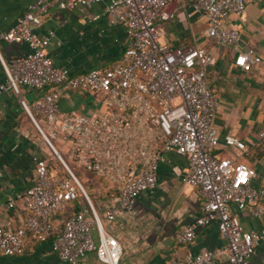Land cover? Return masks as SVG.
<instances>
[{"label": "built area", "instance_id": "obj_1", "mask_svg": "<svg viewBox=\"0 0 264 264\" xmlns=\"http://www.w3.org/2000/svg\"><path fill=\"white\" fill-rule=\"evenodd\" d=\"M180 1L190 9L186 17L192 13L204 17V36L216 48L231 49L234 67L246 72L264 66V60L251 50L240 48L236 26L226 24L229 16L246 20L245 0ZM169 2H58L60 9L68 10L103 5L101 13L92 14L90 20L103 16L107 25L124 27L126 49L109 67L72 72L53 64L46 47L54 31L36 32L51 0H30L13 25L0 32V41L26 47L25 54L14 57L9 65L0 58L5 77L0 95L18 96L20 87L36 93L29 105L21 99L19 104L40 139L35 143L40 154L30 156L31 185L0 200V211H13L20 204L23 213L17 226L11 215L0 220V254L17 255L25 236H30L38 242L49 241L57 264H80L90 252L100 263L118 264L120 244L104 231L102 220L113 221L119 211L132 214L135 200L155 189L158 167L168 163L169 153L186 159L182 182L200 197L197 216L174 235L175 242L186 245L197 228L214 223L226 245L218 253L185 251L163 264H210L219 255L228 264H249L256 247L264 244V226L245 230L239 221L241 213L264 219V172L257 174L233 155L215 154L221 144L239 153L245 145L232 135L219 140L214 123L218 98L206 78L207 69L215 63L214 54L200 46L169 47L160 42L164 34L160 23L174 16ZM71 94L80 99L78 111L61 112L60 100ZM258 138L264 144V126ZM54 141L67 151L68 160L114 188L116 203L102 216ZM55 162L58 170L50 167ZM75 201L76 207L69 209ZM58 213L60 224L54 225Z\"/></svg>", "mask_w": 264, "mask_h": 264}, {"label": "crops", "instance_id": "obj_2", "mask_svg": "<svg viewBox=\"0 0 264 264\" xmlns=\"http://www.w3.org/2000/svg\"><path fill=\"white\" fill-rule=\"evenodd\" d=\"M60 1L68 0H51V6L41 17L36 30L38 34L54 31V37L46 47L53 64L80 72L94 67H109L117 62L126 49L124 27L107 25L103 16L96 21L90 20L92 14L101 13L103 5L68 10L57 6ZM29 2L0 0V32L13 25ZM168 10H173L174 16L160 23L164 30L160 42L169 47L200 46L214 54L215 63L207 69L206 78L218 98L214 123L219 140L222 142L224 135H232L245 145V151L239 153L223 149L221 144L215 154L219 157L233 155L261 175L264 172V144L259 141L258 133L264 126V66H253L246 72L237 69L232 63L234 54L231 49L216 48L213 41L204 36L205 19L202 15L192 13L186 17L190 9L181 6L180 0H170ZM244 15V22L229 16L226 24H233L238 29L242 50H251L259 60H264V0H245ZM25 52L24 44L0 41V58L5 65ZM4 80L0 63V83ZM35 95L25 87L19 88L18 96L10 92L0 95V200L32 183L30 156L35 154V149L24 133V130L29 132L30 129L22 128L21 141H13L12 135L19 133L25 122L29 123L19 100L28 104L27 101L31 103ZM37 150L39 152L38 146ZM167 159L173 163L168 161L158 167L155 189L135 200L132 214L119 211L113 221L102 220L104 231L120 244L118 264H163L170 257L185 251L218 253L226 245L214 223L197 228L193 239L186 245L175 242L174 235L197 216L200 197L194 188L182 182L186 159L174 153H169ZM108 194L94 198L96 204L93 206L100 216L116 203V193ZM20 206L17 204L10 212L0 211V220L11 215L13 226L19 225L23 216ZM61 216L58 213L53 217L54 225L60 224ZM239 221L245 230L264 226V219H252L246 213L239 215ZM92 237L96 241L93 232ZM0 264H57V260L50 250L49 241L38 242L25 236L20 252L11 257L0 254ZM80 264L103 263L90 252L81 258ZM210 264L228 262L219 255ZM249 264H264V244L256 247Z\"/></svg>", "mask_w": 264, "mask_h": 264}, {"label": "rangeland", "instance_id": "obj_3", "mask_svg": "<svg viewBox=\"0 0 264 264\" xmlns=\"http://www.w3.org/2000/svg\"><path fill=\"white\" fill-rule=\"evenodd\" d=\"M79 98L76 96V94H71L70 98L67 100H60L59 104H58V108L61 112H69V111H78V102H79ZM27 103L29 104L30 101H27ZM84 111H81V114ZM28 122H25L23 124V126L20 127V131L17 134H13L12 135V140L13 141H17L18 139L21 141L22 140V128L25 129H30V131L28 132L27 130H24V133L28 132V138H30L31 140L29 141L31 143V146L35 149L33 153L35 154H40L37 150V146L35 145V143L40 142L39 136L36 132V130L33 128L32 124L30 123L29 119ZM32 136H31V135ZM53 145L56 149L60 148V155L63 158V160L67 163V165L69 166V168L71 169V171L74 173L75 177L77 178V180L79 181V183L82 185L83 188L87 189V190H91V192H93L94 189H97L100 185L98 184L96 178H94V176L92 174H90L89 172H87L86 170H84L82 167L74 164L73 162H71L70 160H68L67 158V151L62 149L59 141H54ZM40 148L46 150L44 144L40 145ZM17 152L13 153L16 154ZM47 153L49 154V152L47 151ZM168 161H170L169 163H173L171 162V159ZM95 197L91 196V202L93 203V205H95ZM95 203V204H94Z\"/></svg>", "mask_w": 264, "mask_h": 264}, {"label": "trees", "instance_id": "obj_4", "mask_svg": "<svg viewBox=\"0 0 264 264\" xmlns=\"http://www.w3.org/2000/svg\"><path fill=\"white\" fill-rule=\"evenodd\" d=\"M50 167L58 170L60 168V165L57 162H55L52 165H50ZM96 180H97V182H98V184L100 186L97 189H94L93 192H91V190H87V189L84 188V190L86 191V193L89 196L90 200H91V196L100 197L101 195H104V194L105 195H109L108 192L115 194L114 188L109 187V185L107 183H105L104 181H102V180H100L98 178H96ZM104 189H107L108 191H104L103 192ZM77 203H78L77 201L70 203L68 205V208L71 209L72 207H76ZM66 214H67V211H65L63 215H66Z\"/></svg>", "mask_w": 264, "mask_h": 264}]
</instances>
